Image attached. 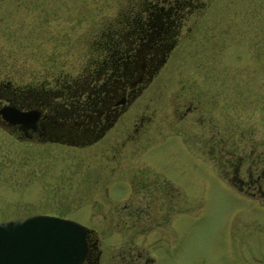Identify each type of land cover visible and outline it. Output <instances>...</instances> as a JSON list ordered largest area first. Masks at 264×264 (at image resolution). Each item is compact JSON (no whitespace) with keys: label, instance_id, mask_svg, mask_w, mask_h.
<instances>
[{"label":"rangeland","instance_id":"374dc122","mask_svg":"<svg viewBox=\"0 0 264 264\" xmlns=\"http://www.w3.org/2000/svg\"><path fill=\"white\" fill-rule=\"evenodd\" d=\"M41 1L42 10L0 3V106L25 100L26 84L43 80L59 78L62 90L77 92L98 68L90 54L99 29L124 30L138 5ZM178 1L155 0L153 27L175 15ZM176 10L179 23L169 24L166 38L172 46L157 54L164 60L148 88L101 139L48 141L0 124V220H75L88 228L100 264L123 252L155 264H264V193L249 195L231 178L244 182L251 169L253 177L261 171L248 160L264 154V0H182ZM183 84L205 108L180 122L169 96ZM137 112L150 115L144 135L119 146L114 130Z\"/></svg>","mask_w":264,"mask_h":264},{"label":"flooded vegetation","instance_id":"af4514ba","mask_svg":"<svg viewBox=\"0 0 264 264\" xmlns=\"http://www.w3.org/2000/svg\"><path fill=\"white\" fill-rule=\"evenodd\" d=\"M165 15V19L161 20L158 24L160 32H155L156 38L150 40L147 38L144 42L148 47L142 51L136 48L133 57L122 64L121 71L113 79V87L110 89L108 86V76L106 71H98L96 74V96L92 95L91 86H93V77L90 74H86L82 79L79 93L74 90L70 96H66L65 99L62 95V82L59 78L53 79L52 82L43 80L40 88L36 89L31 84H26L28 93L24 96L25 100L17 103L14 100L8 99V106L15 107L19 110L33 109L38 112V115L34 121L32 127L23 126L19 123H8L0 114V124L7 127L12 131L18 132V136H24L33 138L34 136H41L42 139L47 138L51 140H59L64 137L73 143H88L93 140L101 139L108 130L119 120V118L129 110L131 104L140 96V92L146 86L148 88L153 74L156 72L157 66L164 60L163 56L157 54L161 51H165L172 46V41L167 40V33L175 20L179 23V15ZM162 23V24H161ZM177 29L178 24L175 25ZM174 29V30H175ZM168 30V31H167ZM166 33V35L161 34ZM173 40V39H172ZM141 45V43H139ZM128 65V67H126ZM51 83L53 86L48 85V88H44L45 83ZM31 86V87H30ZM43 86V87H42ZM30 88H33L30 91ZM49 89V91H48ZM20 91V90H19ZM142 93V92H141ZM29 94V95H28ZM32 94L33 96L31 97ZM198 93L189 89L187 84H183L180 90H176L171 96H169V103L171 112L175 114L177 121L193 120L197 115H200L204 107V101L198 98ZM79 98L81 99L79 101ZM64 99V100H63ZM81 104V105H79ZM7 105V104H3ZM2 105V106H3ZM1 107V106H0ZM139 110L138 112H140ZM130 117L128 124L114 130V134L119 139V146H123L126 142L142 138L145 128L147 127V121L150 119V115L139 113ZM135 114V112H134ZM179 130V129H178ZM147 135L145 140L147 139ZM213 138L209 139L208 147L212 146L211 150H214V155H218L219 161L221 160V148L216 146L215 143L211 144ZM116 139L114 143L116 144ZM202 144L207 145L205 141ZM200 156L203 154L200 149ZM115 154H113L114 156ZM263 164L252 162L255 167H259L260 174L252 175V169L248 171L246 179H234L237 183L236 186L239 190L245 189L249 195H254L255 191H260V181L264 182V154ZM257 159V156H254ZM237 161V158H236ZM261 162V161H260ZM239 164L241 163L238 162ZM254 165H251L254 166ZM221 167V165H220ZM245 187V188H244ZM163 189V186H161ZM255 190V191H254ZM245 192V193H246ZM128 215H132L129 211ZM87 234L88 251L85 257L79 264H100L98 252ZM131 247V245H127ZM108 264H155L152 257H148L141 254H125L123 252L119 255H111L108 257Z\"/></svg>","mask_w":264,"mask_h":264},{"label":"water","instance_id":"95a60500","mask_svg":"<svg viewBox=\"0 0 264 264\" xmlns=\"http://www.w3.org/2000/svg\"><path fill=\"white\" fill-rule=\"evenodd\" d=\"M0 114L8 123L32 127L38 112L3 105ZM88 232L75 220L49 214L0 220V264H79Z\"/></svg>","mask_w":264,"mask_h":264},{"label":"trees","instance_id":"16d2710c","mask_svg":"<svg viewBox=\"0 0 264 264\" xmlns=\"http://www.w3.org/2000/svg\"><path fill=\"white\" fill-rule=\"evenodd\" d=\"M9 2V4H13V8L16 10L20 5H30L31 9L34 10V8H39L42 10L43 5L45 4L41 0H0V3L6 4L5 2ZM182 0H179L177 3L175 2L172 6L173 11L171 14L177 15L176 7L178 8V3H180ZM187 1V0H186ZM135 3H137V8L135 11L130 12V17L125 19V22L128 24L127 28L124 30H119L113 28L110 24H104V26H107L106 29L100 28L98 33H100V36L98 40L95 42V45L91 49V62L94 65H97L94 68L93 72H90V76L93 77V86H91L92 95L94 97L96 96V74L98 71H106L109 79L108 86L111 89L113 87L112 82L113 79L116 77V75L121 71L122 64L124 62L128 63V61L133 57L136 48H140V45L137 41H146L147 38H150V40H153L156 38L155 32L159 31L158 25H154L150 23L151 19L154 15H157V10L159 11L160 7H157V3L155 0H134ZM140 2V3H139ZM8 5V4H6ZM37 14V13H35ZM41 13H39L40 15ZM140 15H146L147 17L141 18L138 17ZM151 16V18H150ZM46 17L44 18V20ZM142 23L144 27H141L140 29L138 26V23ZM121 22H118V24ZM115 31V32H114ZM106 38V39H105ZM135 41V42H134ZM32 47H34L32 45ZM100 57V58H99ZM93 65V66H94ZM128 67V65H126ZM102 73V72H101ZM62 78V77H61ZM41 82L37 83L35 88H40ZM24 86V85H23ZM64 86V85H63ZM80 89V88H79ZM79 89L77 91V94L79 93ZM63 98L65 99L66 96H70V93H66V91L62 90ZM63 99V100H64ZM233 154V152H232ZM236 158L237 152H236ZM257 159L255 157H250L248 160L249 164L254 165L252 162L255 161H261L260 164H263V156L261 153L257 154ZM231 159V158H230ZM227 162V161H226ZM251 162V163H250ZM241 163H243L241 161ZM240 163V164H241Z\"/></svg>","mask_w":264,"mask_h":264}]
</instances>
